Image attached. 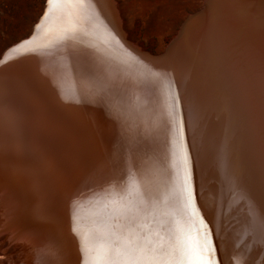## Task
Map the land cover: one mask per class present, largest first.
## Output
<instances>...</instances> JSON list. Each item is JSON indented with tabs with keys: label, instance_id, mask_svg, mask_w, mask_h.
Listing matches in <instances>:
<instances>
[{
	"label": "bare ground",
	"instance_id": "obj_1",
	"mask_svg": "<svg viewBox=\"0 0 264 264\" xmlns=\"http://www.w3.org/2000/svg\"><path fill=\"white\" fill-rule=\"evenodd\" d=\"M89 1L123 45L111 24L127 39L114 0ZM205 5L186 21L170 55L151 64L96 30L93 42L111 69L110 95L143 102L127 121L102 104L63 99L97 86L92 58L68 72L63 47L1 54L0 244L16 248L9 255L2 248L0 264H88L72 231L74 201L79 226L89 230L100 210L92 193L114 177L126 181L130 167L153 181L175 180L177 137L165 114L177 93L199 168L196 185L184 142L195 203L217 234L218 259L264 264V0ZM36 23L32 46L41 47L60 25L51 20L36 30ZM149 71L167 77L149 84Z\"/></svg>",
	"mask_w": 264,
	"mask_h": 264
},
{
	"label": "snow or ice",
	"instance_id": "obj_2",
	"mask_svg": "<svg viewBox=\"0 0 264 264\" xmlns=\"http://www.w3.org/2000/svg\"><path fill=\"white\" fill-rule=\"evenodd\" d=\"M46 3L35 28L41 30L49 21L55 20L60 25L58 30L41 47L32 46L33 36L21 41L11 51L50 54L52 48L63 47V67L68 72L75 71L81 59L92 58L98 63L94 75L97 86L82 90L79 97H70L64 92L63 99L102 104L126 121L139 116L143 106L139 96L129 103L113 97L107 90L111 69L93 42L94 33L103 29L109 42L120 45V41L100 19L89 0H46ZM48 31L52 30L49 28ZM129 59L134 58L129 54ZM166 77V73L149 71L146 79L152 84ZM168 86L171 88V80H168ZM178 104L177 93L172 95L165 114L177 137L173 153L177 169L175 180L153 181L130 167L126 181L114 177L110 187L92 193L100 210L93 220L94 228L89 230H82L79 226L80 218L73 202L72 231L80 239L81 251L91 256L88 264H222L218 259L217 234L195 203ZM6 114L11 115L7 106ZM236 264H241V260L238 259Z\"/></svg>",
	"mask_w": 264,
	"mask_h": 264
},
{
	"label": "rangeland",
	"instance_id": "obj_3",
	"mask_svg": "<svg viewBox=\"0 0 264 264\" xmlns=\"http://www.w3.org/2000/svg\"><path fill=\"white\" fill-rule=\"evenodd\" d=\"M205 1L208 0H114V3L120 27L129 42L151 54H159L177 37L186 20L203 8ZM45 3L46 0H0V56L32 33ZM4 245L0 244V252L3 248L8 252L6 255L16 248Z\"/></svg>",
	"mask_w": 264,
	"mask_h": 264
},
{
	"label": "water",
	"instance_id": "obj_4",
	"mask_svg": "<svg viewBox=\"0 0 264 264\" xmlns=\"http://www.w3.org/2000/svg\"><path fill=\"white\" fill-rule=\"evenodd\" d=\"M89 3L91 4V2L89 1ZM45 8H44V11H45V9H46V7H47V3H45ZM205 8H206V5L204 6V8L201 10V11H199V12H197L196 14H194V15H199V13L201 14V13H203V11L205 10ZM43 11V12H44ZM194 15H192V16H194ZM43 16V14L40 16V18L38 19V23H39V21H40V19H41V17ZM190 18V17H189ZM188 18V19H189ZM187 19V20H188ZM186 20V21H187ZM186 23V22H185ZM184 23V24H185ZM37 24V23H36ZM111 24H112V26H113V28H114V30H115V32L117 33V35L119 36V38L121 39V41L124 43L123 44V46L127 49V50H129L131 53H133L134 55H136L138 58H142V59H144L145 61H147L149 64H151V63H154V62H157V61H161V60H163L164 58H166V57H168V55H170V53L173 51V49L179 44V42L182 40V34H181V29L183 28V26H184V24H183V26L181 27V29H180V32L178 33V35H177V37L167 46V48L165 49V51L162 53V54H160V55H153V54H151V53H149V52H145V51H138V49L137 48H135V47H133V46H131V45H129V41L126 39V38H123V36H122V34H121V32H119L118 31V29L116 28V26L113 24V22H112V20H111ZM36 26V25H35ZM35 35V32L33 31L28 37H26V38H24V39H22V40H20V41H18L17 43H15V44H13L12 46H10L6 51H8V50H11L13 47H15V46H17L21 41H24V40H28V39H31L33 36ZM129 42V43H128ZM180 105H178V107H179ZM179 113H180V125L182 126V130L184 131V133H183V135H184V137H183V140H184V142L186 143V147H187V150H188V153H189V155H190V159H191V166H192V170H193V173H192V175H193V178L195 179V183H196V185H197V170L199 171V168H197L196 169V165H195V163L192 161V157H193V155H191L192 153H190V149H189V147H188V134H187V122L185 121V119H184V114H185V112H184V108L182 107V105H181V107H179ZM196 196V195H195ZM197 198V197H196ZM198 200V199H197ZM220 202H221V199H220V197L216 200V202H215V207H218V211H219V209H220Z\"/></svg>",
	"mask_w": 264,
	"mask_h": 264
}]
</instances>
